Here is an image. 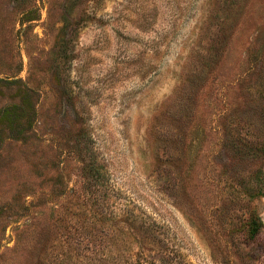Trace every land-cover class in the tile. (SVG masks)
Instances as JSON below:
<instances>
[{"label": "rangeland", "instance_id": "obj_1", "mask_svg": "<svg viewBox=\"0 0 264 264\" xmlns=\"http://www.w3.org/2000/svg\"><path fill=\"white\" fill-rule=\"evenodd\" d=\"M0 80V264H264V0H0Z\"/></svg>", "mask_w": 264, "mask_h": 264}, {"label": "trees", "instance_id": "obj_2", "mask_svg": "<svg viewBox=\"0 0 264 264\" xmlns=\"http://www.w3.org/2000/svg\"><path fill=\"white\" fill-rule=\"evenodd\" d=\"M0 83L5 85L18 84L16 81L3 80H0ZM31 93L32 92L27 87L23 88L20 90V98L18 101H14L0 110V145L3 138L2 135H5L8 130L12 133L17 132L21 135H24L26 131L28 132V130H30L34 114V109L30 102V98L32 97ZM24 124L26 131L23 129ZM262 150L264 152V147ZM87 172L90 173L91 177L99 174V168L95 166L94 159L90 157H88L87 161ZM251 196L257 197L258 194H252ZM261 226L262 223L259 220H251L250 229L248 231L249 237L252 239L255 238L259 233Z\"/></svg>", "mask_w": 264, "mask_h": 264}]
</instances>
